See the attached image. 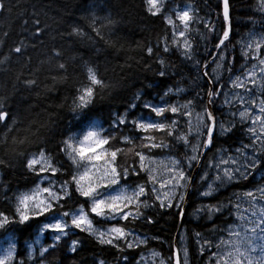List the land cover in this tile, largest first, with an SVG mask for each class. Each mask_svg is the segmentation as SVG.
Returning a JSON list of instances; mask_svg holds the SVG:
<instances>
[{
    "label": "snow or ice",
    "instance_id": "snow-or-ice-1",
    "mask_svg": "<svg viewBox=\"0 0 264 264\" xmlns=\"http://www.w3.org/2000/svg\"><path fill=\"white\" fill-rule=\"evenodd\" d=\"M218 8L219 29L190 3L143 0L145 15L165 26L155 44L137 43L143 68L153 70L155 64L160 79L146 78L126 107L97 118L96 104L112 97L120 84L105 78L94 62L82 61L84 79L74 84L68 104L70 127L59 132L58 140L56 113L29 120L7 95H0V172L18 161L33 177L24 188L0 182V264H50L48 257L61 244L76 256L84 245L81 234L113 249L118 264H188L182 228L167 242L169 255L164 256L149 244L166 242L140 233L137 226L157 223L153 209L183 221L193 194L200 197L193 216L211 223L210 235L193 233L204 264H264V33L249 31L236 42L244 64L243 71L234 72L230 0H220ZM7 10L0 0V12ZM254 10L264 14V0H256ZM85 11L90 13L88 30L77 22L66 35L93 46L98 38L104 46L116 47L118 38L106 34L117 22L90 8ZM31 25L32 39L42 43L47 26L35 11ZM10 53L26 58L27 45L21 40ZM51 53L57 70L51 79L67 83L68 66L58 59L62 51L53 48ZM173 56L190 63L196 78L204 81L191 94L182 86H168ZM10 59L4 55L0 64ZM20 83L25 89L38 87L36 78ZM236 131L242 134L238 147L218 146L219 138H231ZM231 186L238 190L220 199L218 194ZM28 229L32 238L21 247L20 235ZM93 264L106 261L96 258Z\"/></svg>",
    "mask_w": 264,
    "mask_h": 264
},
{
    "label": "trees",
    "instance_id": "trees-1",
    "mask_svg": "<svg viewBox=\"0 0 264 264\" xmlns=\"http://www.w3.org/2000/svg\"><path fill=\"white\" fill-rule=\"evenodd\" d=\"M177 2L181 5L192 4L193 7L199 9L201 16L207 13L217 29L222 27L223 21L218 8L220 0H177ZM255 2L256 0H230L232 5L231 39L235 44L233 71L236 73L243 69L240 46L236 42L244 38L249 31L264 33V14L254 10ZM5 3L8 10L0 12V58L10 54L11 59L5 64H0V95H7L12 107L25 111L29 120H43L47 118L49 112L56 113L58 119L56 140L59 139V132H66L70 127L69 121L72 117L68 111V104L71 101L74 84L84 79L82 61L94 62L105 78L118 81L120 84L112 97L105 98L96 104L94 112L97 118L106 119L111 111H121L126 107L141 83L146 82V78L156 81L160 79L155 75L154 70L157 67L155 64L152 66L153 70L146 71L143 68L144 60L141 59L143 54L137 47V43L144 45L151 41L155 44L157 36L164 32L165 26L159 19L154 20L145 15L143 0H5ZM87 8L95 12L98 17L111 16L117 22L113 27V32L106 34L114 40L118 38L116 47H106L98 38L93 46L92 43L66 35L71 25L77 22L88 30L87 17L90 13L85 11ZM34 11L39 14L42 26H47L42 43L39 40L34 41L31 37V17ZM249 17H252L256 23L253 24ZM25 19L29 20L28 25L22 23ZM26 28L28 31H25ZM4 33L8 35L5 36ZM21 40L27 45V53L26 58L18 59L15 53H10V49ZM208 47L211 48V43ZM53 48L62 51V56L58 59L68 66L67 83H55L51 79L52 76L57 75L55 60H49ZM96 48H100L101 51L97 52ZM203 49L204 46L201 44L202 53ZM138 59L139 64L136 63ZM126 62L131 67H127ZM208 62L211 63L210 58ZM171 64V72L174 75L167 78L168 86H182L191 94L197 85L204 83L203 80L196 78L197 74L190 63H185L177 56H173ZM122 65L125 66L121 67ZM26 78H36L38 87L25 89L20 81ZM226 78L225 73L224 79ZM48 88H51V91H48ZM60 105L63 107H58ZM217 117L224 118L221 110H218ZM241 138L242 134L236 131L231 138H219L218 146L234 150L239 146ZM49 147L55 148V144H50ZM32 180L33 177L23 172L18 161L14 168L0 172V182L6 183L11 189L24 188L30 185ZM233 190L238 189L231 186L223 189L218 196L224 199L231 195ZM199 203L200 197L193 194L187 205L183 221H177L174 216L153 209L151 213L157 223L138 225L137 230L150 237H161L166 243L151 240L149 247L168 256L167 242L178 234L179 228H182L187 236L191 264H203L204 258L196 252L193 233L201 232L204 235H210L211 223L193 216V206ZM3 206L4 202H0V207ZM216 223L223 225L225 222L217 220ZM31 233L32 230L28 229L20 235L21 247L23 241L32 238ZM81 239L84 240V245L78 255L73 256L67 253L61 244L56 252L48 257L50 264H93L96 258L103 259L106 264H118L119 258L113 249L96 245L91 238L83 234H81Z\"/></svg>",
    "mask_w": 264,
    "mask_h": 264
},
{
    "label": "rangeland",
    "instance_id": "rangeland-1",
    "mask_svg": "<svg viewBox=\"0 0 264 264\" xmlns=\"http://www.w3.org/2000/svg\"><path fill=\"white\" fill-rule=\"evenodd\" d=\"M256 33H259L258 31H255ZM231 35H232V31H231ZM245 39L247 38L246 36L244 37ZM243 64H244V61H243ZM245 67L247 66V65H244ZM209 68H210V71H211V68H212V64L211 63H209ZM242 71H243V69H242ZM225 90H227V89H225ZM222 111V110H221ZM218 119H222L221 117H218ZM232 219V218H231ZM2 243V242H1ZM184 247H187V236L185 235V240H184V245H183ZM203 264H204V262H202ZM188 264H191V261H190V256H188Z\"/></svg>",
    "mask_w": 264,
    "mask_h": 264
}]
</instances>
